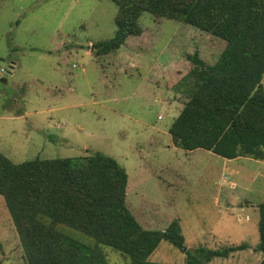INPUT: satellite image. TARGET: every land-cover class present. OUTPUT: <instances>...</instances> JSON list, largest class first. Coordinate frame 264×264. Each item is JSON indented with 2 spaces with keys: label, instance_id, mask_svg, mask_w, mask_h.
Returning <instances> with one entry per match:
<instances>
[{
  "label": "rangeland",
  "instance_id": "374dc122",
  "mask_svg": "<svg viewBox=\"0 0 264 264\" xmlns=\"http://www.w3.org/2000/svg\"><path fill=\"white\" fill-rule=\"evenodd\" d=\"M116 10L112 0H0V152L14 162L111 155L148 195L129 200L142 225L164 228L177 218L184 248L248 244L205 264H259L264 159L185 150L168 131L184 98L171 86L174 67L195 49L215 60L224 40L145 11L141 34L95 55L92 43L114 34ZM102 248L110 264H129ZM149 259L183 264L185 252L161 240ZM0 260L26 264L1 194Z\"/></svg>",
  "mask_w": 264,
  "mask_h": 264
},
{
  "label": "trees",
  "instance_id": "16d2710c",
  "mask_svg": "<svg viewBox=\"0 0 264 264\" xmlns=\"http://www.w3.org/2000/svg\"><path fill=\"white\" fill-rule=\"evenodd\" d=\"M112 1L115 31L92 43L95 55L115 51L128 37L141 34L139 18L145 11L224 40L213 62L195 49L174 67L171 86L184 97L168 128L174 144L225 158L264 159V0ZM127 181L126 169L101 151L19 162L0 152V194L26 264H110L103 245L129 264H171L149 259L161 240L184 249L183 264H205L248 247L240 242L184 248L177 218L164 228L143 226L126 202ZM257 207L255 247L264 264V201Z\"/></svg>",
  "mask_w": 264,
  "mask_h": 264
},
{
  "label": "crops",
  "instance_id": "0c3cea01",
  "mask_svg": "<svg viewBox=\"0 0 264 264\" xmlns=\"http://www.w3.org/2000/svg\"><path fill=\"white\" fill-rule=\"evenodd\" d=\"M201 55V54H200ZM201 57L203 58V56L201 55ZM204 59V58H203ZM205 60V59H204ZM214 61V60H213ZM211 61V62H213ZM209 62V63H211ZM12 64H15L14 61H12ZM13 67V66H12ZM177 93V92H176ZM182 105H183V100L181 101ZM128 174V173H127ZM139 180L138 178H129L128 175V181H127V187H126V202L129 206L130 209L131 206L129 205V200L136 202V201H144L148 195H146L144 192L139 190ZM132 211V210H131ZM133 213V212H132ZM134 214V213H133ZM135 215V214H134ZM136 216V215H135ZM136 218L140 221L139 217L136 216ZM141 222V221H140ZM144 226V225H143Z\"/></svg>",
  "mask_w": 264,
  "mask_h": 264
},
{
  "label": "water",
  "instance_id": "95a60500",
  "mask_svg": "<svg viewBox=\"0 0 264 264\" xmlns=\"http://www.w3.org/2000/svg\"><path fill=\"white\" fill-rule=\"evenodd\" d=\"M10 67H12V65H10ZM8 72H9V70H8ZM0 81H1V82H5V81H6V77H4V76H0Z\"/></svg>",
  "mask_w": 264,
  "mask_h": 264
}]
</instances>
